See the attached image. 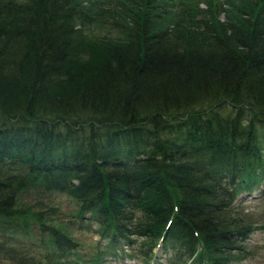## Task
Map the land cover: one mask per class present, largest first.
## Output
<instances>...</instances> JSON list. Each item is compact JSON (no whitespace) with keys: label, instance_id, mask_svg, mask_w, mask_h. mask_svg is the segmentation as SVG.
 <instances>
[{"label":"trees","instance_id":"obj_1","mask_svg":"<svg viewBox=\"0 0 264 264\" xmlns=\"http://www.w3.org/2000/svg\"><path fill=\"white\" fill-rule=\"evenodd\" d=\"M263 180L264 0H0V254L236 264Z\"/></svg>","mask_w":264,"mask_h":264},{"label":"rangeland","instance_id":"obj_2","mask_svg":"<svg viewBox=\"0 0 264 264\" xmlns=\"http://www.w3.org/2000/svg\"><path fill=\"white\" fill-rule=\"evenodd\" d=\"M202 8H205V4H200ZM264 191V180L260 183L258 187L254 190V192L251 193V195L246 196L243 200V206L245 207V211L249 212L253 217L255 218V221H257L258 227L264 225V201H260V192ZM43 194L41 195V197ZM249 197V198H248ZM254 197V198H253ZM257 197L259 201H256ZM36 198H39V196L35 194L24 195L23 201L27 202H34ZM253 199V200H252ZM259 202V204L257 203ZM59 209L57 210V221H63L64 223L69 222V220H72V223L70 224L74 231L72 232L73 237L78 240H82L84 242H89V244L94 245L95 240L99 238L98 232L95 231L96 225L93 222H87L89 215L86 213L82 215V220L79 221L76 218L71 217V212H75L78 207L75 206V203L70 200L66 196H61L58 201H55L54 204ZM245 204V205H244ZM82 224V225H80ZM249 240L246 242L247 248L249 250L248 257L244 259L241 262H238L236 264H264V227L256 229L250 236ZM30 243H25L24 245H15V254H0V264H28V259L25 258L24 252L22 253L21 249L22 247L29 246ZM89 246V245H88ZM80 247L83 249L84 246L80 245ZM35 254L39 252L40 257L45 254V251L43 249H35L33 251ZM126 252H128V249H123V247H118V255L111 259L110 257L104 264H127V262L131 261V263L128 264H142L140 260L136 257H128L124 256L126 255ZM156 255L160 257V260L162 261V251L161 248L159 250H155ZM33 254V253H32ZM134 258V259H132ZM165 259V258H164Z\"/></svg>","mask_w":264,"mask_h":264},{"label":"bare ground","instance_id":"obj_3","mask_svg":"<svg viewBox=\"0 0 264 264\" xmlns=\"http://www.w3.org/2000/svg\"><path fill=\"white\" fill-rule=\"evenodd\" d=\"M176 114V113H175ZM168 116H169V114H168ZM253 137V136H252ZM240 140V139H239ZM255 141V140H254ZM246 143V142H245ZM175 144V143H174ZM239 145H240V143H239ZM255 145V144H254ZM178 146V145H177ZM246 146V145H245ZM255 148V147H254ZM261 149V148H260ZM240 150H242V149H240ZM220 160V159H219ZM219 162V161H218ZM229 167V166H228ZM249 167V166H248ZM253 168V167H252ZM226 169V168H225ZM227 170V169H226ZM238 170V169H237ZM240 170H242V169H240ZM246 170V169H245ZM247 171V170H246ZM228 172V171H227ZM257 173V172H256ZM243 174V173H242ZM258 174V173H257ZM259 176V175H258ZM244 177H245V175H244ZM247 177V176H246ZM234 178V177H233ZM253 179V178H252ZM245 180H246V178H245ZM233 182V181H232ZM261 182H263V181H261ZM260 182V183H261ZM251 183V182H250ZM250 185V184H249ZM232 187V186H231ZM244 188V187H243ZM232 189V188H231ZM242 189V188H241ZM238 189H236V191H237ZM248 190V189H247ZM230 191V190H229ZM238 195H239V193H238ZM261 197V196H260ZM249 198V197H248ZM254 198V197H253ZM231 200V199H230ZM253 200V199H252ZM238 201H239V196H237L235 199H234V201L232 202V206H234L235 208H239L238 206ZM243 201V200H242ZM257 201V200H256ZM259 201V200H258ZM230 203H231V201H230ZM258 204H259V202H257ZM245 205V204H244ZM233 208V207H232ZM230 210V209H229ZM236 210V209H235ZM235 212V211H234ZM244 236V235H243Z\"/></svg>","mask_w":264,"mask_h":264}]
</instances>
